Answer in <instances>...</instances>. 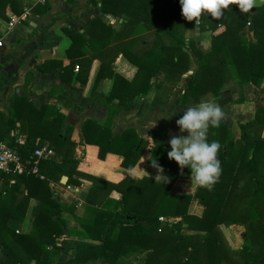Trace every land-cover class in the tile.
Masks as SVG:
<instances>
[{"label": "trees", "instance_id": "16d2710c", "mask_svg": "<svg viewBox=\"0 0 264 264\" xmlns=\"http://www.w3.org/2000/svg\"><path fill=\"white\" fill-rule=\"evenodd\" d=\"M24 4L23 0H0V16L7 18V7L20 14ZM89 4L96 5V1L87 0ZM48 8L43 0L31 10L43 13ZM101 10L121 19L117 27L99 17L86 21V34L60 27L69 39L65 54L78 65L73 79L86 82L91 61L98 58L93 86L103 78L112 80L108 93L97 94L99 103L109 110L106 120L86 119L81 127L84 143L97 145L99 159L113 152L122 156V166L136 164L148 138L139 137L132 127L113 135L111 124L135 96L146 97L153 85L156 92L152 103L166 101L175 91L182 105L217 96L228 80L235 85V103L245 101L244 83L263 89L264 0L247 13L228 4L219 18L202 11L192 21L181 15L178 0H101ZM248 22L252 39L242 33ZM195 23L200 31L210 32V47L205 52L195 45L194 37L185 35ZM119 54L136 66L131 80L114 69ZM192 55L196 69L177 90L182 75L192 66ZM45 63L35 64L34 69L45 71ZM52 66L61 73L68 67L61 62L51 63L49 69ZM38 112L44 121L42 130L28 133L23 142H17L11 133L17 117L13 112L0 111V139L22 162L33 161V152L40 146L53 152L39 158L35 173L0 171V252L5 264L60 263L58 251L62 246L56 240L64 235L67 214L78 225L75 233L87 240L67 264L92 258L104 264H132V255H143L140 262L144 264H264V103L256 107L251 120L237 122L240 134L236 138L222 122L209 126L207 139L221 144L217 152L221 171L211 189L197 185L195 194L170 191L177 173L190 175V170H180L167 157L169 148L156 141L159 131L151 132L153 155L167 182L152 176H127L111 182L77 169L83 143L71 140V126L62 133L65 116L60 106L45 104ZM62 175L67 177L66 184L90 183L80 215L75 211L76 203L66 205L53 196L50 183H58ZM113 191L118 194L116 199L109 197ZM30 198L37 201L32 230L18 231L8 221L25 211ZM195 199L203 206L200 215L189 212ZM219 223H243L249 228L236 261L223 246Z\"/></svg>", "mask_w": 264, "mask_h": 264}, {"label": "crops", "instance_id": "0c3cea01", "mask_svg": "<svg viewBox=\"0 0 264 264\" xmlns=\"http://www.w3.org/2000/svg\"><path fill=\"white\" fill-rule=\"evenodd\" d=\"M23 1L25 4L20 14L12 12L7 7L5 9L7 18L0 16V78L2 79L0 111L4 114L13 112L17 117L16 128L11 132L14 134V139L17 142H23L28 133L35 130L41 131L44 121L38 109L45 104H56L61 107L65 116L62 133L65 132L67 126H71V140L78 144L83 143L82 148L79 147L83 150V155L78 163V170L111 182H118L127 176L132 178L152 176L156 178L157 169L151 165L152 160H157L156 156L153 155L151 132L159 131L156 141L169 148L167 141L171 135L186 134V132H177L178 126L175 124V120L179 118L185 108L196 104H179L175 91L168 96L166 101L152 103L156 92V86L153 85L146 97L135 96L111 124L113 135L132 127L136 129L139 137L148 138L149 143L142 150L136 164L131 168L122 166V156L113 152H107L103 159H99L97 157V145L84 143L81 127L86 119L101 123L106 120L109 110L104 104L99 103L97 94L108 93L112 86V80L103 78L93 86L99 64L98 58L92 59L86 82L81 83V81L73 79L78 71V65L74 59L68 58L65 54L69 39L60 27L65 25L86 34L85 23L90 18H102L111 23L113 27H117L121 19L102 12L101 0H95L96 5H87V0H45L49 8L43 13H35L31 10L36 2L43 0ZM260 3L261 0H255V5ZM60 14L64 15L59 16ZM113 19L114 21H112ZM10 21H13L12 26H9ZM194 27L198 28L197 23ZM193 28L190 30H195ZM197 30L200 32L197 35H187V31L185 35L194 38L196 36L195 45L202 52L207 51L210 47V35L207 40L205 34H210V32ZM243 32L251 39V35L247 34V28ZM199 35L201 36L199 37ZM203 38L205 45L202 44V46ZM191 59L192 66L188 72L182 75L177 90L184 87L185 78L196 69V58L191 56ZM43 62H46L44 64L45 71L34 69L35 64ZM53 62H61L62 65H68V67L63 73L54 66L49 69ZM114 69L128 80H131L136 72V66L122 54L116 57ZM28 72L32 74L28 75ZM155 80L153 78L152 82ZM232 83V80L226 81L220 88L219 94L207 101L220 106L224 114L220 122L230 128L231 136L234 138L237 122L251 120L256 107L264 103V89L260 91L259 87L253 84L244 83L242 89L245 101L235 103L237 93ZM261 87L264 88V79ZM163 175H166L164 170ZM189 176L187 173L178 172L172 180L170 191L172 193L195 194L197 185L191 182ZM89 187L90 183L87 180H82L79 185L66 184V180L64 183L60 181L50 183L53 196L66 205L76 203L75 211L79 215L83 212L84 198ZM109 197L116 199L118 194L113 191ZM36 203L35 199L30 198L27 201L25 211L17 217L10 218L9 225L18 231H31ZM66 216L67 227L64 229V235L56 240V244L62 246L58 251V257L61 260L58 264H67V261L75 255L80 245L87 241L75 233L74 230L78 228V225L73 217L70 214ZM142 257L143 255H132L130 257L132 264H144L140 262ZM0 264H5V258L1 252ZM79 264L104 263L92 258Z\"/></svg>", "mask_w": 264, "mask_h": 264}, {"label": "clouds", "instance_id": "9594fccd", "mask_svg": "<svg viewBox=\"0 0 264 264\" xmlns=\"http://www.w3.org/2000/svg\"><path fill=\"white\" fill-rule=\"evenodd\" d=\"M180 12L184 19L192 21L198 18L202 11L213 18L222 15L223 8L229 3L234 4L239 11L247 13L255 5V0H178ZM219 105L202 100L194 106L183 110L175 124L178 133L171 135L167 143L169 150L166 155L175 161L178 168L190 170V180L198 186L211 189L220 175V162L217 152L221 148L218 141L207 139L209 126H216L223 117ZM151 165L157 169L156 178L166 183L168 177L163 175V169L156 160Z\"/></svg>", "mask_w": 264, "mask_h": 264}, {"label": "rangeland", "instance_id": "374dc122", "mask_svg": "<svg viewBox=\"0 0 264 264\" xmlns=\"http://www.w3.org/2000/svg\"><path fill=\"white\" fill-rule=\"evenodd\" d=\"M114 21V19L112 20ZM248 25L245 27L247 28V34L250 36L251 35V39L252 37V32L249 28V22L247 23ZM244 28V29H245ZM193 29L195 30H187V35H192V34H199L200 32L197 30L198 28L194 27ZM243 29V31H244ZM242 31V33L244 34V32ZM207 37L206 39L208 40V37L210 34L206 33L205 34ZM245 35V34H244ZM201 35H199L200 37ZM246 36V35H245ZM247 37V36H246ZM196 38V36H195ZM210 38V37H209ZM248 38V37H247ZM197 39V38H196ZM205 45V40L203 38V40L201 41V45ZM202 45V46H203ZM205 52V51H204ZM193 56V55H192ZM226 83V82H225ZM224 83V84H225ZM233 86L234 82L232 83ZM222 87V86H221ZM231 89H233V87L231 86ZM264 89V88H263ZM211 97L209 96V98H207L208 100ZM239 128L238 126L236 127V137L239 136L240 131L238 132ZM262 134L264 135V130L262 131ZM80 150V149H78ZM80 152V151H79ZM190 177V176H189ZM197 190V189H196ZM196 193V191H195ZM203 210V206L202 204L198 203L195 200L192 201V203L189 206V212H191L192 214H196V215H200L202 213ZM217 231L219 232V235L221 237L222 243L224 248L230 253V256L232 257V259L234 261H236V259L238 260V258L240 257L239 253H240V248L242 247V244L244 242V238L245 236L248 234L249 232V228L246 224L243 223H231V224H226V223H219L217 225ZM230 257V258H231ZM224 261V260H223Z\"/></svg>", "mask_w": 264, "mask_h": 264}, {"label": "built area", "instance_id": "2783aa9c", "mask_svg": "<svg viewBox=\"0 0 264 264\" xmlns=\"http://www.w3.org/2000/svg\"><path fill=\"white\" fill-rule=\"evenodd\" d=\"M13 25V21L9 22V26ZM53 152L50 148L45 146L37 147L34 152L33 156L35 159L33 161L26 160L22 162L19 159V155L16 151L12 148L8 147L5 142L0 139V171L8 172L10 169L15 171L16 173H23V172H37V162L39 158L44 156H49ZM159 220L163 221V217H159Z\"/></svg>", "mask_w": 264, "mask_h": 264}, {"label": "water", "instance_id": "95a60500", "mask_svg": "<svg viewBox=\"0 0 264 264\" xmlns=\"http://www.w3.org/2000/svg\"><path fill=\"white\" fill-rule=\"evenodd\" d=\"M66 176L65 175H62L61 176V178L59 179V181L61 182V183H64L65 182V180H66Z\"/></svg>", "mask_w": 264, "mask_h": 264}]
</instances>
